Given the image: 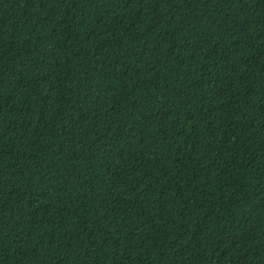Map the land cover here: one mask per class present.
<instances>
[{"label":"trees","instance_id":"obj_1","mask_svg":"<svg viewBox=\"0 0 264 264\" xmlns=\"http://www.w3.org/2000/svg\"><path fill=\"white\" fill-rule=\"evenodd\" d=\"M0 264H264V0H0Z\"/></svg>","mask_w":264,"mask_h":264}]
</instances>
